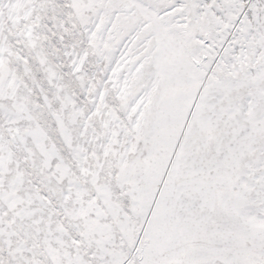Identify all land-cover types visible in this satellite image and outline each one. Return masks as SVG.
Listing matches in <instances>:
<instances>
[{
    "label": "snow or ice",
    "instance_id": "snow-or-ice-1",
    "mask_svg": "<svg viewBox=\"0 0 264 264\" xmlns=\"http://www.w3.org/2000/svg\"><path fill=\"white\" fill-rule=\"evenodd\" d=\"M0 264H264V0H0Z\"/></svg>",
    "mask_w": 264,
    "mask_h": 264
}]
</instances>
